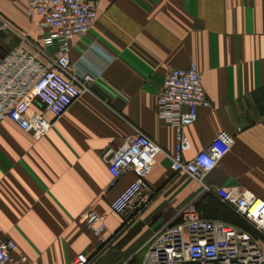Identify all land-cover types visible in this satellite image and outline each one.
Listing matches in <instances>:
<instances>
[{"label": "crops", "instance_id": "0c3cea01", "mask_svg": "<svg viewBox=\"0 0 264 264\" xmlns=\"http://www.w3.org/2000/svg\"><path fill=\"white\" fill-rule=\"evenodd\" d=\"M0 17L9 23L0 28V55L20 34L40 42L48 31L24 0H0ZM69 44L73 66L100 68L89 90L42 135L0 120V238L14 241L13 258L22 253L26 264H62L81 251L87 264H140L152 232L189 199L207 217L246 227L202 185H237L264 201V0H99L87 31ZM189 61L209 104L182 127L189 141L182 157L221 130L234 136L203 184L169 168L175 128L157 115L166 71ZM135 128L161 151L146 174L147 201L117 213L109 204L134 173L112 179L100 155ZM86 208L105 219L101 242L78 219Z\"/></svg>", "mask_w": 264, "mask_h": 264}, {"label": "built area", "instance_id": "2783aa9c", "mask_svg": "<svg viewBox=\"0 0 264 264\" xmlns=\"http://www.w3.org/2000/svg\"><path fill=\"white\" fill-rule=\"evenodd\" d=\"M99 0H24L26 10L40 17L48 28L40 42L20 34V41L0 55V120L9 119L24 131L42 135L52 120L80 93L89 90L100 68L75 67L69 59V40L79 36L93 22ZM9 23L0 17V28ZM52 42V53L45 47ZM209 99L193 61L184 67L169 68L156 92L158 117L175 128L169 168L184 172L202 183L204 174L231 147L234 136L221 130L205 147L184 159L189 147L182 127L196 116V108ZM49 112L50 116H46ZM161 147L142 130L135 128L116 147H107L101 158L112 179L126 170L133 180L110 202V208L123 213L134 211L149 197L146 174ZM203 184V183H202ZM228 205L246 227L204 216L193 199L187 200L155 229L140 264H264V201L237 185H202ZM79 221L99 242L106 222L101 213L86 208ZM15 243L0 238V264L10 261L26 264V257L11 251ZM87 254L79 251L62 264H87ZM57 264V263H49ZM122 264H129L126 260Z\"/></svg>", "mask_w": 264, "mask_h": 264}, {"label": "trees", "instance_id": "16d2710c", "mask_svg": "<svg viewBox=\"0 0 264 264\" xmlns=\"http://www.w3.org/2000/svg\"><path fill=\"white\" fill-rule=\"evenodd\" d=\"M196 206L200 209V206L198 205V203H196ZM205 216V215H204Z\"/></svg>", "mask_w": 264, "mask_h": 264}]
</instances>
